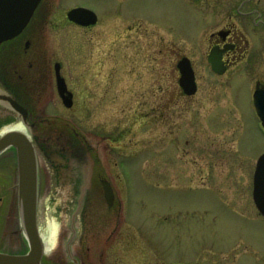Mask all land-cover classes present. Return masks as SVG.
Segmentation results:
<instances>
[{"label":"rangeland","instance_id":"374dc122","mask_svg":"<svg viewBox=\"0 0 264 264\" xmlns=\"http://www.w3.org/2000/svg\"><path fill=\"white\" fill-rule=\"evenodd\" d=\"M210 1L50 0L48 21L31 27L37 32L31 48L40 54H32V70L48 63L54 84L42 93L32 71L23 95L43 118L39 131L47 133L46 152L39 151V228L45 217L59 228L55 247L44 248L43 264H73L69 246L80 264H264V215L253 199L264 130L250 85L240 89L241 106L235 84L208 69L207 38L221 26ZM77 3L104 19L90 29L68 22L66 13ZM97 54L102 74L114 54L116 85L109 94L94 65ZM183 55L195 61L200 89L191 100L171 103V69ZM56 62L81 96L71 107L55 87ZM2 155L0 166L13 164L0 173V239L6 225L22 223L19 187L12 188L19 164L9 151ZM98 174L114 185L111 207ZM83 187L92 192L88 203Z\"/></svg>","mask_w":264,"mask_h":264},{"label":"flooded vegetation","instance_id":"af4514ba","mask_svg":"<svg viewBox=\"0 0 264 264\" xmlns=\"http://www.w3.org/2000/svg\"><path fill=\"white\" fill-rule=\"evenodd\" d=\"M192 1L195 3L199 2L205 4V6H208V4L212 2L210 0H192ZM49 2L50 0L47 1L41 0L29 24L25 27V29L14 38L6 40L0 45V112L5 110L9 114L6 117L3 118L0 117V129L4 128L8 124H12L9 123L11 121L13 123L22 121L27 126L28 131L30 132L33 138L37 150L43 151L44 153L46 152L44 151L45 146L46 147L48 146L47 142H45L47 139L46 137L47 133L39 131V128L41 129L43 128L41 126V121H39V119H43V118H41L38 114H37L38 117L35 115L33 110L27 105L24 96L25 94L30 92L25 87L28 86V83L30 81L31 78V76H29L30 72L34 70L33 61L35 59H32L33 58L32 54L35 55V57L37 55L38 58L40 55V54L39 55L35 54L36 50L31 48V45L34 46L35 44V36L37 33L36 30H33V28L31 27L33 25H37V23L45 24L48 21L47 18L49 17V14H51V4ZM214 2L216 3L218 12L221 14L220 17L221 26L211 30L207 38L206 47L208 51L206 54L207 56L206 61L208 62L207 64L208 69L214 77H221L223 79L228 77L227 81H232L235 84L234 86H235L236 95H234L233 97H235L236 101L241 106H242V99L240 96V89L242 88L243 85L245 86L250 85L249 88L252 91V105L255 114L257 116L258 123L260 124V127H262L264 130V123L262 122L257 112L254 101L255 91L264 90V4H262L261 0H215ZM75 6L89 7L82 3H77ZM75 6H72L71 8ZM70 9H68V11ZM68 11L66 13V20L68 22H71L77 26L86 29H90L91 27L97 25L98 22L101 21V19L104 17V15L103 17H101L100 14L97 13L96 11L97 22L90 26H83L71 21L68 17ZM111 17L113 18L114 16H112L110 13L109 18ZM203 17L206 18V15H204ZM112 41L113 39L111 40L110 43L111 46L113 45ZM213 49H215L216 51V59H218L219 61L217 67L218 69L220 68V72L215 70L213 64L209 61V56ZM217 55L219 56V58ZM109 59H111V64L110 66L108 65L106 73L104 72L103 74H102L103 57L101 56L98 57L97 54L96 59L94 61V65L99 69L98 74L102 79L101 81L103 82L105 87L108 88V92H107L108 94L116 85V68L114 65V61H115L114 54L112 57H109ZM40 61L42 60L40 59ZM59 63H60L59 64L60 71L62 74L63 73L62 64L61 62ZM191 63L195 71V78H196L195 93L192 95H188L185 93L183 87H181L180 84L181 71L178 60L176 65L174 64L171 69L172 72L171 83L172 85L175 86H174V90L172 91L173 94L169 95V97H166L168 102L172 103L180 99L191 100L192 98L195 97L196 93H198L200 89L199 77L197 72L198 70L196 67V63L193 59H191ZM158 66L160 68H163V65L161 64H159ZM50 70L51 68L48 63H41V68L35 70V72L33 71L35 74V76L32 74L33 82L35 80V82L38 81L42 85L43 89L41 88V86L39 87L41 90H44L42 91V93L47 92V90L49 92L52 86L54 85L52 84V73H50ZM135 73L137 74V78L139 79L144 77L143 71L135 70ZM84 74L85 72H81V76H83ZM56 75L57 72L55 69L54 70L55 87L58 91ZM62 76L66 79V76L64 74H62ZM162 77H163L162 70L159 69L158 82H162ZM34 78H36L37 80ZM66 83L69 88L70 84L68 83L67 79H66ZM82 84L84 85V81L78 80V86H82ZM162 86L163 85H160L159 87L162 88ZM71 92L73 94L72 95L73 100L74 97L77 100L79 97H81L79 93H74L73 91ZM163 92L165 95L168 94V92L165 91ZM158 98H160V100L163 103L165 96L159 94ZM13 101L22 105L27 110L26 116L20 115V113L15 109V106L12 103ZM61 101L63 102L62 98ZM8 118H12L10 119L11 121L6 120ZM76 135L79 136V138H81L80 141H82V143L85 142L86 145L88 144V140L85 137L81 136L80 133L76 132ZM101 144H103V142ZM6 151H9L10 157L13 156L16 159V164H17L18 161L17 148L13 145L9 146L6 150L0 153V157L3 158L4 156L2 154ZM263 152L264 150H262L259 153V155ZM259 155L256 157L255 167ZM5 157L7 158L8 154H6ZM11 165L10 162L6 160L4 166H0V173L1 171H3L2 168L8 170L11 168ZM97 179H99L102 184V182L106 178L101 177L98 174ZM253 179H254V172H253ZM15 185H13L12 188H18L17 184ZM0 200H2V198H0ZM9 213H11L12 215V211H10ZM18 214L20 221L21 215L19 212ZM5 229L6 232L5 231L2 232L0 239L1 251L13 252V253L14 252L26 253L30 250V241L27 237L26 231L22 226V224L20 225V227H18V224L6 225ZM8 244L9 245L15 244V246L19 247V249L16 251L10 250L9 248L6 247V245L9 246ZM66 253L70 258L73 259L74 262L73 264H80V259L72 255L73 252L71 251L70 246L67 247ZM44 254L45 253H43L42 255L41 264H43Z\"/></svg>","mask_w":264,"mask_h":264},{"label":"water","instance_id":"95a60500","mask_svg":"<svg viewBox=\"0 0 264 264\" xmlns=\"http://www.w3.org/2000/svg\"><path fill=\"white\" fill-rule=\"evenodd\" d=\"M41 0H0V43L19 34L28 24L31 16ZM71 20L82 25H92L97 22V14L87 7H75L68 12ZM210 55V61L218 70V59ZM59 63L56 65L58 89L64 98L65 105H73L72 93L67 90L65 79L60 75ZM181 71L180 84L187 94L196 91L195 73L191 60L184 56L179 61ZM67 97H65V94ZM15 108L26 116L27 110L17 102H12ZM255 104L259 115L264 121V92H255ZM10 145L17 147L19 161V205L23 225L31 242V249L25 254H15L0 251V264H41L43 243L37 226L38 202V170L35 147L27 134L18 129H9L0 136V153ZM105 196L111 206L115 193L110 182L104 181ZM254 199L258 208L264 214V153L260 156L255 171Z\"/></svg>","mask_w":264,"mask_h":264},{"label":"bare ground","instance_id":"6f19581e","mask_svg":"<svg viewBox=\"0 0 264 264\" xmlns=\"http://www.w3.org/2000/svg\"><path fill=\"white\" fill-rule=\"evenodd\" d=\"M6 128H16L23 131H28L27 126L21 121L9 124ZM40 225V232L44 241L45 251L47 253L51 252L56 244L57 232L59 229L58 225L52 222L50 218L47 219L46 217L42 220V223Z\"/></svg>","mask_w":264,"mask_h":264}]
</instances>
